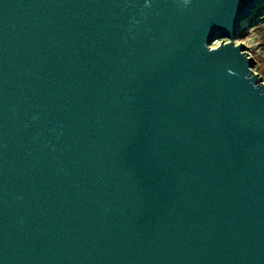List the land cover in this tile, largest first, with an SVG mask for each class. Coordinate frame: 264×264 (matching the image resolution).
<instances>
[{
  "label": "water",
  "instance_id": "1",
  "mask_svg": "<svg viewBox=\"0 0 264 264\" xmlns=\"http://www.w3.org/2000/svg\"><path fill=\"white\" fill-rule=\"evenodd\" d=\"M260 1L0 0V264H264Z\"/></svg>",
  "mask_w": 264,
  "mask_h": 264
},
{
  "label": "rangeland",
  "instance_id": "2",
  "mask_svg": "<svg viewBox=\"0 0 264 264\" xmlns=\"http://www.w3.org/2000/svg\"><path fill=\"white\" fill-rule=\"evenodd\" d=\"M248 20L249 21L239 29V34L235 41L236 43H244L249 47V50L254 56L253 67L264 80V3ZM220 40H222V38Z\"/></svg>",
  "mask_w": 264,
  "mask_h": 264
},
{
  "label": "built area",
  "instance_id": "3",
  "mask_svg": "<svg viewBox=\"0 0 264 264\" xmlns=\"http://www.w3.org/2000/svg\"><path fill=\"white\" fill-rule=\"evenodd\" d=\"M221 38H217V39H215L214 40V42H213V45L215 46L216 44H219V42H221V40H220ZM248 48V49H247ZM259 50V49H258ZM247 53H248V55H249V57H251L252 56V58L254 57L253 55H252V52L249 50V47L246 45V50H245ZM254 68V67H253ZM255 70V69H254Z\"/></svg>",
  "mask_w": 264,
  "mask_h": 264
},
{
  "label": "trees",
  "instance_id": "4",
  "mask_svg": "<svg viewBox=\"0 0 264 264\" xmlns=\"http://www.w3.org/2000/svg\"><path fill=\"white\" fill-rule=\"evenodd\" d=\"M263 3H264V0H261V1L258 3L256 9L254 10V13L257 12V10L259 9V7H260ZM254 13H253V14H254ZM249 19H250V18H249ZM248 21H249V20L247 19L243 24H245V23L248 22Z\"/></svg>",
  "mask_w": 264,
  "mask_h": 264
}]
</instances>
